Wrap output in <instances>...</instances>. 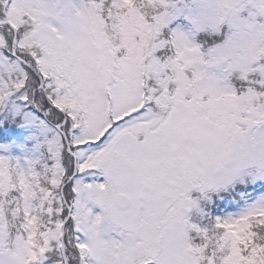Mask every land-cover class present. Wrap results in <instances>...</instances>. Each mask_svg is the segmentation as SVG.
<instances>
[{"label":"snow or ice","instance_id":"snow-or-ice-1","mask_svg":"<svg viewBox=\"0 0 264 264\" xmlns=\"http://www.w3.org/2000/svg\"><path fill=\"white\" fill-rule=\"evenodd\" d=\"M0 264H264V0H0Z\"/></svg>","mask_w":264,"mask_h":264}]
</instances>
